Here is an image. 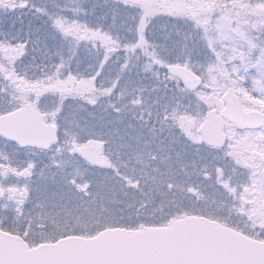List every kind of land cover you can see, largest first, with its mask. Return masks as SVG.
<instances>
[{
	"label": "snow or ice",
	"instance_id": "snow-or-ice-1",
	"mask_svg": "<svg viewBox=\"0 0 264 264\" xmlns=\"http://www.w3.org/2000/svg\"><path fill=\"white\" fill-rule=\"evenodd\" d=\"M0 264H264V0H0Z\"/></svg>",
	"mask_w": 264,
	"mask_h": 264
}]
</instances>
